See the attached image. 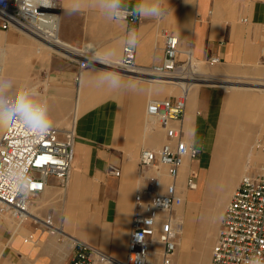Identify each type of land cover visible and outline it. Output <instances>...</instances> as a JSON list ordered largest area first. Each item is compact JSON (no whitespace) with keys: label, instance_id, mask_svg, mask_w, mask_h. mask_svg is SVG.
I'll use <instances>...</instances> for the list:
<instances>
[{"label":"crops","instance_id":"crops-1","mask_svg":"<svg viewBox=\"0 0 264 264\" xmlns=\"http://www.w3.org/2000/svg\"><path fill=\"white\" fill-rule=\"evenodd\" d=\"M137 2L125 0L130 9ZM75 3L76 0L63 2L58 43L95 50L96 58L103 61L87 69L79 85L75 82L77 63L38 48L15 29L3 30L0 22L2 69L6 76L39 86L49 99L51 127L63 132L74 125L76 130L67 188L62 189L56 179H50L45 192L33 201L35 214L31 213V218L36 219L19 224L9 216H0V264H67L75 241L85 242L119 261L127 258L135 195L153 175L152 171H141L139 157L143 150L160 149L166 141L164 130L150 122L147 107L154 98H176L172 95L176 88L167 80L159 83L155 81L162 80L110 68L109 63L121 61L122 41L130 28L140 33L134 49L138 66L163 62V31H168L179 38V63L186 61L184 52L191 49L197 63L218 58L219 65L264 78V0H164L167 11L162 19L138 17L120 23L108 20L94 0H80L78 12L71 11ZM97 70L118 72L125 82L136 84L137 90L98 87ZM216 76L219 75L214 76L216 80L202 83L186 97L183 127L186 139L196 145L198 158L184 165L182 177L190 168H206L203 154L208 149L210 127L226 94L219 86H209L222 82ZM227 89L231 90L230 107L244 101L234 88ZM251 90L264 92L261 88ZM257 102L264 103V98ZM259 109L264 120V107ZM245 110L240 109L243 119L247 118ZM3 130L4 126H0V136ZM111 165L120 168V177L108 173ZM201 193L202 189L185 193L183 207L176 209L185 223L181 244L174 254L178 264L210 263L213 247L210 249L204 242V232L193 235L192 225L194 218H203L204 223L217 227L220 219L209 220L214 218L209 209L212 199ZM41 202L49 203L48 211ZM48 217L63 236L51 234L42 222ZM196 241L197 246L193 245ZM156 248L160 250L161 246L156 244ZM152 263L160 264V259L153 258Z\"/></svg>","mask_w":264,"mask_h":264},{"label":"built area","instance_id":"built-area-1","mask_svg":"<svg viewBox=\"0 0 264 264\" xmlns=\"http://www.w3.org/2000/svg\"><path fill=\"white\" fill-rule=\"evenodd\" d=\"M64 0H0V22L3 30L15 29L39 41L48 43L53 52L77 63L75 76L77 85L84 72L102 65L95 50L57 46L50 42L51 32L59 36L61 11ZM138 17L129 15L124 21H135ZM164 60L149 67L138 66L135 50L126 48L122 52V63H109L111 69L130 73L145 79L189 82L197 62L192 50L184 52L186 61L178 62L179 38L163 31ZM62 52V53H61ZM3 52L0 48V73H2ZM209 65L220 63L211 58ZM186 97L150 100L147 116L165 132L166 141L160 149L143 150L139 157L141 171H152L146 186L135 195L131 219V236L128 255L124 261L103 254L95 247L81 241L74 242V251L67 264H152L155 254L160 264H178L174 260L184 231V220L176 209L185 201L184 194L197 189L198 170L190 168L183 182L181 172L185 163L194 162L198 151L186 139L184 115ZM76 143V130L72 125L66 131L53 127L46 134L30 131L19 120L4 126L0 136V216H9L19 224L31 218L33 201L46 190L50 179H56L66 189L71 177ZM264 151V138H258L254 151ZM21 163L31 176L32 185L25 196L17 186L4 176L5 167ZM108 173L121 176L120 168L109 166ZM166 201L164 208L162 203ZM51 234L63 236L51 217L42 221ZM156 244L161 249L156 248ZM250 255L264 256V164L246 172L240 179L225 206L209 264H244Z\"/></svg>","mask_w":264,"mask_h":264},{"label":"rangeland","instance_id":"rangeland-1","mask_svg":"<svg viewBox=\"0 0 264 264\" xmlns=\"http://www.w3.org/2000/svg\"><path fill=\"white\" fill-rule=\"evenodd\" d=\"M18 32L20 34L26 36L30 40H32L35 44H37L38 48H40L42 50L47 49L49 51H53V50H50V49L46 48L45 46L41 45L33 37L21 32V31H18ZM195 69H200L202 72H204L207 75H214V76L219 75L216 77L218 79L222 80V82L212 83L209 86L210 87L219 86V87H221L222 90H225V92H226V94L223 96V102L221 104V107L216 112L213 123L210 127L211 135L209 136L208 149L203 154L204 161L206 162V168L203 171H209L211 166L215 162L217 154L218 153L223 154V152H225V154H228L227 152H228V150H230V148L232 146L236 149H240V151L242 153V156L240 159L241 168L239 169V172L237 173L238 175H237V180L235 182V186L232 189L231 193H229V194L227 193V195H229L227 197V200H225V202L223 201V212H224L225 206L229 202L230 197H231L232 193L234 192L235 188L237 187L241 177L247 171L250 172L251 170L257 169L259 166H262L264 164V151H262V150L261 151H254L256 140L258 138H264V120L262 119L263 111H261V109H259L260 107H264V103L263 102H260V103L257 102V100H261L264 98V92L260 91V90H251L253 88H261L263 90L264 86H260V85L264 84V78L259 77L257 75L258 73L255 74V73L250 72V71H241V70L238 71L237 69H233L232 67L219 65V64L209 65L207 63H204V64L197 63V65L194 67V70ZM226 70L228 71L227 73L222 72V71H226ZM0 74H1L0 79H12L10 76H6L3 69H2V73H0ZM160 86H163L166 89H169L168 88L169 86L168 87L164 86V85H160ZM203 86H207V85H203ZM229 87L234 88L235 91L239 93V95L244 96V98H245L244 101L237 102L233 105V107H230L231 105L229 104V98H230L231 90L227 89ZM174 88H175V86H174ZM172 95L175 97L184 96L179 88H176L175 92ZM253 102H255V103H253ZM231 108H233V110H231ZM239 109H243V110L247 109V110H245L246 114H247V115H245V116H247L246 119H241L235 115L234 111H237ZM224 113L227 114L229 122L236 124V125L238 124L236 127L238 129H240L241 132L243 131L242 133L244 134V136L246 135L245 136L246 141L244 143L242 142L243 144L239 142L236 145H234V144H231L232 143L231 138H225L224 139V146H222V149L220 148V146H219L220 141H221L220 124H221ZM216 136H218V137H216ZM216 146H218V147H216ZM251 150L253 152V155L256 158L253 156V158L248 159V153ZM261 158H263V160H260ZM246 163L248 165H246ZM257 163H258V165H257ZM245 165H246V167L244 168ZM197 170H198V176L201 175V189H202L201 196L202 197H204V198L209 197L210 199H212V202H213V200L219 198V196L222 197L223 195H225V193L223 194L222 191L220 190V187H219L221 185V183H223V179H224L223 173L224 172L222 170H225V168L221 169V171H220L221 176L219 175L220 177L218 176L217 177L218 179L215 178V180H213L211 182H206V183H205V181L202 182L203 171H200L198 168H197ZM186 175H184L182 177L181 181H183L185 179ZM212 186H213V188H212ZM216 187H217V189H216ZM211 189L212 190L214 189L213 190L214 192H212ZM187 193L189 194V192H187ZM211 193H212V196H211ZM220 193H221V195H220ZM41 203L45 204L44 208H46L48 211L50 208L49 203H46V202H41ZM181 207H183V206H181ZM34 211H35L34 207H32L31 213L35 214ZM223 212L221 214L219 224L217 223V227H215L216 224L210 226V224L204 223L203 218H194L192 230H191L193 235L199 234L197 232H204L203 235H201V236H203L204 242L209 244L210 249L213 247V244L215 242ZM184 225H185V223H184ZM193 245L197 246V241L194 242ZM157 258L159 259V255L155 254L154 259H157Z\"/></svg>","mask_w":264,"mask_h":264},{"label":"clouds","instance_id":"clouds-1","mask_svg":"<svg viewBox=\"0 0 264 264\" xmlns=\"http://www.w3.org/2000/svg\"><path fill=\"white\" fill-rule=\"evenodd\" d=\"M94 3L108 20L116 23L126 20L129 15L159 20L167 11L163 6L164 0H138L131 9L125 0H94ZM79 10L80 0H76L71 11ZM139 41L140 33L133 27L127 31L122 46L132 51L138 46ZM98 73L100 75L95 83L98 87L107 86L113 91L137 90L136 84L131 81L125 82L118 72L98 71ZM49 107V99L40 91L38 85L27 80L0 79V126H7L19 120L30 131L46 134L52 126ZM195 150L196 145L193 146V151ZM3 174L17 186L19 193L27 196L28 189L33 185L29 172L21 163L8 164ZM156 203H162L163 207H166V201ZM244 264H264V256L250 255L245 259Z\"/></svg>","mask_w":264,"mask_h":264},{"label":"bare ground","instance_id":"bare-ground-1","mask_svg":"<svg viewBox=\"0 0 264 264\" xmlns=\"http://www.w3.org/2000/svg\"><path fill=\"white\" fill-rule=\"evenodd\" d=\"M51 33H52V37L49 39V41L54 43L57 46L56 42H58L60 40V38H59V36H57L56 32H51ZM35 40L37 42H39L41 45L53 50V47L50 46L48 43L39 41L37 39H35ZM3 56H4V54L2 55V58H1V64L3 63ZM213 80H216L214 75H207L204 72H202L200 69H195L194 72H193V75L191 77V80L189 82H186V81H183V80H181V81H169V84H171L172 86H175V88H179L180 91L182 92V94L184 95V97H187L188 94L191 93L190 91L192 89L197 88L202 83H205V82L208 83V82L213 81ZM155 82H159V83L161 82L162 83L163 81H155ZM234 112H235L236 116L241 118L240 109L237 110V111H234ZM241 119H243V118H241ZM237 125L229 122L227 114L225 113V116L223 117V119L221 121V124H220V138H221V141H220L219 146H220L221 149H222V146H224V139L225 138H231L232 139V143L231 144H234V145H236L239 142L240 143H242V142L244 143L246 141L245 140L246 139V137H245L246 135L244 136V134L242 133L243 131L241 132V130L236 127ZM216 137H218V136H216ZM216 147H218V146H216ZM227 153L228 154H225V152H223V154L222 153H218L216 159L214 158L215 162L211 166L210 170L209 171H203L202 182L205 181V183H206V182H211V181L215 180V178H217L220 175L221 169L225 168V170H222L224 172L223 173L224 174L223 175V178H224L223 179V183H221V185L219 186L220 190L222 191L223 194L225 193V195H223L222 197L219 196V198L214 199L213 202L212 201L210 202L212 204L210 205L209 209L212 210V215L214 217V218H209L210 221H213V220L217 221V220L220 219V218H216V216L221 215V213L223 212V201L225 202V200H227V197L229 196V195H227V193L228 194L231 193L232 189L234 188L235 182L237 180V175H238L237 173L239 172V169L241 168L240 159H241L242 153H241L240 149H236V148H234L232 146L230 148V150H228ZM253 156L254 155H253V152L251 150L248 153V159L253 158ZM260 160H263V158H261ZM246 165H248V164L246 163ZM246 165L244 166V168L246 167ZM257 165H258V163H257ZM185 166H186V163H185ZM212 188H213V186H212ZM200 189H201V175H199L198 186H197V189L195 191H199ZM216 189H217V187H216ZM213 190H212V192H214ZM220 195H221V193H220ZM211 196H212V193H211ZM181 241H182V237H181V240H180V244H181Z\"/></svg>","mask_w":264,"mask_h":264},{"label":"snow or ice","instance_id":"snow-or-ice-1","mask_svg":"<svg viewBox=\"0 0 264 264\" xmlns=\"http://www.w3.org/2000/svg\"><path fill=\"white\" fill-rule=\"evenodd\" d=\"M32 187L36 188V187H40L39 185H33Z\"/></svg>","mask_w":264,"mask_h":264}]
</instances>
